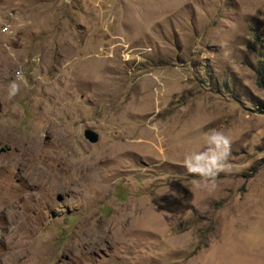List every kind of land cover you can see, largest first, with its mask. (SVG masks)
<instances>
[{
    "label": "rangeland",
    "instance_id": "rangeland-1",
    "mask_svg": "<svg viewBox=\"0 0 264 264\" xmlns=\"http://www.w3.org/2000/svg\"><path fill=\"white\" fill-rule=\"evenodd\" d=\"M4 103L0 264H264V0H0Z\"/></svg>",
    "mask_w": 264,
    "mask_h": 264
},
{
    "label": "clouds",
    "instance_id": "clouds-1",
    "mask_svg": "<svg viewBox=\"0 0 264 264\" xmlns=\"http://www.w3.org/2000/svg\"><path fill=\"white\" fill-rule=\"evenodd\" d=\"M17 85L10 82L8 87L9 96L15 94ZM206 147L202 151H195L184 157V167L187 172L200 178V182L214 186L215 177L218 173L229 170L227 163L230 140L229 137L218 129H212L205 137Z\"/></svg>",
    "mask_w": 264,
    "mask_h": 264
},
{
    "label": "bare ground",
    "instance_id": "bare-ground-1",
    "mask_svg": "<svg viewBox=\"0 0 264 264\" xmlns=\"http://www.w3.org/2000/svg\"><path fill=\"white\" fill-rule=\"evenodd\" d=\"M0 106H2L3 108L5 107V103L4 104H0ZM2 108V109H3ZM3 122V121H2ZM1 126H2V123H1V120H0V128H1ZM52 127V126H51ZM53 128V127H52ZM55 128H56V126H55ZM54 128V129H55ZM54 129H52V130H54ZM33 139H35V138H33ZM37 139V138H36ZM35 139V140H36ZM29 140V139H28ZM40 141V140H39ZM34 143V142H33ZM30 143V144H32V148H34L35 150H39V149H41V143L40 142H36V143ZM26 146V145H25ZM29 147V146H28ZM31 149V148H30ZM30 151V150H29ZM111 151V149L110 148H107V149H104L102 152H101V155L103 156V155H105L106 156V154H108L109 152ZM75 164V169H76V172L79 174V173H81V171H85V172H88V169L90 168V163L88 162V160L87 159H85V158H82L81 159V161H79V162H76V163H74ZM74 170V169H73ZM48 172V171H47ZM74 172V171H73ZM75 172V173H76ZM85 172H83V173H85ZM43 174V173H42ZM47 174V173H46ZM51 174V173H50ZM69 174H71V173H69ZM75 175V174H74ZM69 176V175H68ZM67 176V177H68ZM84 176V175H83ZM58 177V176H57ZM92 177V176H91ZM63 178V177H62ZM76 178V177H75ZM74 178V176L73 177H70V182L69 183H71L72 181H74V180H76ZM84 178V177H83ZM86 178V177H85ZM48 179V178H47ZM67 179V178H66ZM50 180V179H49ZM59 180V179H58ZM79 180V179H78ZM46 181V180H45ZM68 181V180H67ZM49 182V181H48ZM64 182V181H63ZM50 184H49V188L50 189H53V188H56L59 184H61L59 181H57V179L55 178V179H51L50 180V182H49ZM65 185H67L66 183H65ZM64 186V185H63ZM47 187V186H46ZM138 217L140 218V216L138 215ZM138 221V218L137 217H135V218H133V220H132V225L133 224H138L139 222H137ZM135 230V229H134ZM118 233V232H117Z\"/></svg>",
    "mask_w": 264,
    "mask_h": 264
},
{
    "label": "water",
    "instance_id": "water-1",
    "mask_svg": "<svg viewBox=\"0 0 264 264\" xmlns=\"http://www.w3.org/2000/svg\"><path fill=\"white\" fill-rule=\"evenodd\" d=\"M84 135L90 142H97L100 138V133L92 128H86Z\"/></svg>",
    "mask_w": 264,
    "mask_h": 264
},
{
    "label": "trees",
    "instance_id": "trees-1",
    "mask_svg": "<svg viewBox=\"0 0 264 264\" xmlns=\"http://www.w3.org/2000/svg\"><path fill=\"white\" fill-rule=\"evenodd\" d=\"M262 79H263V76H260V81L259 82H261Z\"/></svg>",
    "mask_w": 264,
    "mask_h": 264
}]
</instances>
